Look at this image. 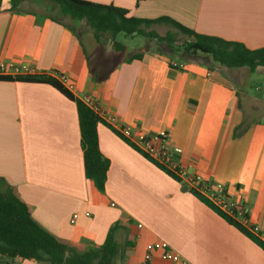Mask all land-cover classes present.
Listing matches in <instances>:
<instances>
[{
    "label": "crops",
    "instance_id": "obj_1",
    "mask_svg": "<svg viewBox=\"0 0 264 264\" xmlns=\"http://www.w3.org/2000/svg\"><path fill=\"white\" fill-rule=\"evenodd\" d=\"M83 1L264 49V0ZM19 6H1L0 67L27 66L74 99L89 97L107 124L96 129L109 162L100 192L84 175L76 103L48 84L0 80V179L34 221L77 253L102 246L117 225L123 255L115 264H264L254 240L114 132L163 134L174 163L223 184L264 233V89H249L253 72L151 50L108 59L101 36L89 32L87 50L68 17L56 22Z\"/></svg>",
    "mask_w": 264,
    "mask_h": 264
},
{
    "label": "trees",
    "instance_id": "obj_2",
    "mask_svg": "<svg viewBox=\"0 0 264 264\" xmlns=\"http://www.w3.org/2000/svg\"><path fill=\"white\" fill-rule=\"evenodd\" d=\"M3 1L0 0V11ZM10 1L14 7L28 2L45 3L46 7L38 13L48 15L56 22H59L60 16L84 22L93 30L96 39L101 35L109 34L111 36V46L115 53H124L126 50L123 44L116 41L118 35L137 36L155 40L159 45L165 47V50L160 49L158 53L166 56H176L179 53L181 58L185 57L184 59L209 58L214 64L228 69L247 68L251 72L259 68L264 69V49L252 51L238 43L199 35L167 17L154 20L138 19L128 16L129 13L125 9L83 0ZM143 1L149 0H136V5ZM55 10L58 11V14L54 13ZM161 25L168 26L174 31L167 32L164 36H160L154 31H148L152 26ZM178 35L184 37V41L180 44L176 39ZM138 58V55H135L131 59ZM0 80L48 84L57 89L67 99L76 103L83 151L84 175L98 191L103 192L109 162L100 153L96 129L100 124H107L81 101L74 99L56 80L48 76L0 77ZM114 132L134 147L119 132ZM145 157L150 160L147 156ZM154 164L158 166L156 163ZM158 167L178 180L165 168ZM185 189L208 204L230 225L250 237L264 250V243L219 213L198 193L190 191L186 187ZM116 228L117 225L110 229V233L102 246L86 248L83 253H77L39 226L31 217L27 206L14 195L12 188L0 179V264H13L15 260L33 261L38 264H115L118 257L122 258L123 255L113 235Z\"/></svg>",
    "mask_w": 264,
    "mask_h": 264
},
{
    "label": "built area",
    "instance_id": "obj_3",
    "mask_svg": "<svg viewBox=\"0 0 264 264\" xmlns=\"http://www.w3.org/2000/svg\"><path fill=\"white\" fill-rule=\"evenodd\" d=\"M182 68V65H179ZM0 76L2 77H24L33 76L32 71L27 66L21 67H0ZM61 83L67 85V78L60 76ZM99 118L102 113L96 104L89 98L85 97L81 101ZM102 119V118H101ZM119 133L127 139L137 150L147 156L151 161L156 163L173 174L180 183L190 190L198 193L205 198L219 213L229 218L240 227L245 229L250 235L264 243V233L258 227L251 226L248 219V205L245 202L234 201L226 187L218 182H211L203 176L193 175L187 172L183 167L174 163L173 154L164 146L162 134L157 138L147 136L132 137L128 130L119 128Z\"/></svg>",
    "mask_w": 264,
    "mask_h": 264
},
{
    "label": "rangeland",
    "instance_id": "obj_4",
    "mask_svg": "<svg viewBox=\"0 0 264 264\" xmlns=\"http://www.w3.org/2000/svg\"><path fill=\"white\" fill-rule=\"evenodd\" d=\"M44 4L45 3L28 2L27 5H20L19 9L23 10L25 8H29V10H34L36 12H40V11H42L41 10L42 8L46 7ZM57 12H58L57 10L54 11V13H57ZM63 21L70 26L74 25V29H76L77 35L79 36V38L82 41L85 48H87V50H91L93 42L91 41L90 36L88 34H89V32H91L90 34L93 33L92 29L83 25L87 29H85L86 31L81 30L80 29L81 27L79 26L78 21H72L70 18H64ZM148 31H154L158 35L164 36L167 32H173L174 30H172L168 26L161 25V26H152L148 29ZM101 37L103 38L102 42H104L107 46V48L102 49V50H105L103 52H105V56L108 59H111V58H113V59L114 58L115 59H118V58L126 59V58H129L130 56H132L133 54L140 53L141 51L151 50L153 52H158V50H160V49H162V51H163V49L165 50V47L159 45V43H157L155 40H152V39H145V38L137 37V36L136 37H126L123 35H118L116 37V41L120 44H123L125 46L126 51L124 53H120V52L115 53L112 49L111 42H110L111 36L109 34H104V35H101ZM176 39L178 40V44H180L184 41V37H182L180 35H178L176 37ZM176 56H177V58H179V57L181 58V54H179V53H177ZM169 57H171V56H169ZM217 68L223 69V67L218 66V65H217ZM243 70H247V68L246 69L243 68ZM258 70H262V71H260V72L255 71L251 74H248V78H249L248 87L251 90L256 88V90H255L256 92H259L260 90L264 89V74H263L264 69H258ZM259 86L261 87V89Z\"/></svg>",
    "mask_w": 264,
    "mask_h": 264
}]
</instances>
